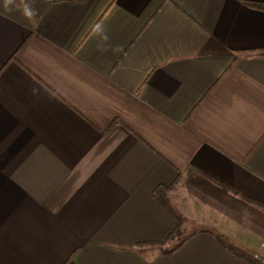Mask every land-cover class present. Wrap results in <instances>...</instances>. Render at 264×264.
I'll return each mask as SVG.
<instances>
[{
  "label": "crops",
  "instance_id": "obj_1",
  "mask_svg": "<svg viewBox=\"0 0 264 264\" xmlns=\"http://www.w3.org/2000/svg\"><path fill=\"white\" fill-rule=\"evenodd\" d=\"M30 2L0 0V264H264V0ZM157 186L204 228L165 240Z\"/></svg>",
  "mask_w": 264,
  "mask_h": 264
},
{
  "label": "clouds",
  "instance_id": "obj_2",
  "mask_svg": "<svg viewBox=\"0 0 264 264\" xmlns=\"http://www.w3.org/2000/svg\"><path fill=\"white\" fill-rule=\"evenodd\" d=\"M3 7L6 10H18L29 24L39 22V9L36 8L33 3L30 2V0H3ZM95 31L98 40L100 41L99 43H97V49L99 51H101L102 53L111 51L114 54L122 52V46L106 43L110 41V36L108 35L104 25L96 24Z\"/></svg>",
  "mask_w": 264,
  "mask_h": 264
},
{
  "label": "trees",
  "instance_id": "obj_3",
  "mask_svg": "<svg viewBox=\"0 0 264 264\" xmlns=\"http://www.w3.org/2000/svg\"><path fill=\"white\" fill-rule=\"evenodd\" d=\"M31 1V0H30ZM58 1V0H54ZM73 1H84V0H73ZM252 6L264 9V3H250ZM214 183L220 184L218 181L213 180ZM170 187H165V186H157L153 189L152 191V197L153 199L161 206L163 207L167 212H169L174 219L176 220V225L174 228L170 231V233L167 235L165 240L174 238L179 232H180V227L183 221V218L177 213L176 210H174L173 206L170 203V200L167 196V192ZM182 243V240H179L172 248L169 250H173L177 248L180 244Z\"/></svg>",
  "mask_w": 264,
  "mask_h": 264
},
{
  "label": "rangeland",
  "instance_id": "obj_4",
  "mask_svg": "<svg viewBox=\"0 0 264 264\" xmlns=\"http://www.w3.org/2000/svg\"><path fill=\"white\" fill-rule=\"evenodd\" d=\"M188 196V195H187ZM186 196V198L188 199V197ZM181 199H178V206H176V208L180 211H178L176 208H174V206H173V208H174V210H176L177 211V213L183 218V220H184V214H186L187 215V219H188V225L186 226V227H188V228H190V229H197V228H204V226H205V222L203 221V219H202V215H201V213L200 212H198V211H193L192 209H188V211H190V212H188L187 213V210L186 209H184L185 207H183V208H181V204H180V201ZM181 227H182V225H181ZM180 227V228H181ZM165 245V242H163V243H161V246H164Z\"/></svg>",
  "mask_w": 264,
  "mask_h": 264
}]
</instances>
